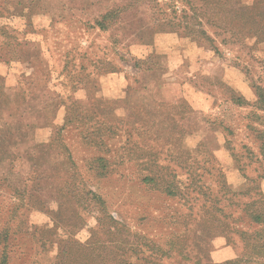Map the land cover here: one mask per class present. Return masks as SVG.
<instances>
[{
	"label": "rangeland",
	"instance_id": "374dc122",
	"mask_svg": "<svg viewBox=\"0 0 264 264\" xmlns=\"http://www.w3.org/2000/svg\"><path fill=\"white\" fill-rule=\"evenodd\" d=\"M153 7L0 0V264H264V19Z\"/></svg>",
	"mask_w": 264,
	"mask_h": 264
},
{
	"label": "trees",
	"instance_id": "16d2710c",
	"mask_svg": "<svg viewBox=\"0 0 264 264\" xmlns=\"http://www.w3.org/2000/svg\"><path fill=\"white\" fill-rule=\"evenodd\" d=\"M169 2L159 3L158 0H151L154 4L152 15L155 17L154 23L162 32H178L179 29L187 30L190 37L196 43L204 41L207 43L210 50L214 54H219L218 50L213 46L210 37L202 30V19L206 17L205 25L221 28L217 24L219 15L221 14L220 7L235 8L234 13L238 20L247 23L249 19L263 21L264 17V0H251L249 3H244L243 0H196L199 6L193 4L195 0H182L180 3L184 6L180 10L174 4L173 0ZM231 5V6H230ZM187 9V10H186ZM262 97V95H260ZM254 222L264 221V215L253 216Z\"/></svg>",
	"mask_w": 264,
	"mask_h": 264
}]
</instances>
